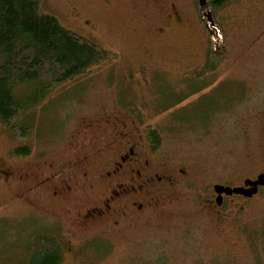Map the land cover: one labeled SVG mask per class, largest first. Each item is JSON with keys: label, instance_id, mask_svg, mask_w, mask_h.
Segmentation results:
<instances>
[{"label": "rangeland", "instance_id": "1", "mask_svg": "<svg viewBox=\"0 0 264 264\" xmlns=\"http://www.w3.org/2000/svg\"><path fill=\"white\" fill-rule=\"evenodd\" d=\"M171 2L180 23L159 35L164 6L149 0H39V14L55 17L109 59L55 87L16 120L14 130L0 123V164L14 176L0 178V223L21 231L13 239L32 243L35 236L26 229L36 226V234L59 241L61 264H264V188L250 200L233 197L220 209L192 190L156 194L155 203L165 204L154 218L122 223L108 242H84L96 231L79 215L106 186L93 176L88 182L82 168L69 164L86 143L96 144L95 138L104 140L117 128L81 133L84 123L110 120L141 136L156 131L162 158L199 184L235 187L264 172L258 121L264 110V0H228L218 9L211 0L202 8L198 0ZM210 50L214 70L204 64ZM26 117L35 119L34 126L21 136ZM21 146L30 147L28 156L13 153ZM51 173L72 182L71 192L51 197L60 177L30 190ZM0 240L1 250L18 246L2 229ZM16 249L6 260L0 250V264H24Z\"/></svg>", "mask_w": 264, "mask_h": 264}, {"label": "trees", "instance_id": "2", "mask_svg": "<svg viewBox=\"0 0 264 264\" xmlns=\"http://www.w3.org/2000/svg\"><path fill=\"white\" fill-rule=\"evenodd\" d=\"M227 1L211 0L210 7L221 8ZM212 55L214 51L210 50L204 63L207 70H214L215 64L208 63ZM108 59V52L66 30L55 17L39 14V0H0V123L14 130L16 120L43 103L55 87L74 80ZM178 114L184 118L189 116L187 112ZM34 122L35 119L26 117L19 127L21 136L32 123L34 126ZM59 130L60 127L57 132ZM147 136L157 148L159 134L152 130ZM30 151V147L21 146L13 153L28 156ZM7 223L10 222L0 223V229L10 240L17 241L19 247L13 245L1 250L0 242L5 260V255L18 247L16 251L22 252L24 264H61L63 250L56 238L36 234L37 227L34 226L26 229L32 230L35 236L28 244V240L13 239L19 238L21 231L4 225Z\"/></svg>", "mask_w": 264, "mask_h": 264}, {"label": "flooded vegetation", "instance_id": "3", "mask_svg": "<svg viewBox=\"0 0 264 264\" xmlns=\"http://www.w3.org/2000/svg\"><path fill=\"white\" fill-rule=\"evenodd\" d=\"M155 8L163 7V16L160 25L156 28L157 34H162L169 25L180 23V15L176 12L171 0H149ZM88 23H84L87 25ZM258 121L264 128V110L258 115ZM99 123V124H95ZM103 122V123H102ZM91 121L83 124V132H93L100 130L102 126L112 125L117 127L115 131L107 133L104 140L96 139V144L86 143L83 155L71 162L69 167L82 168L83 179L90 182L89 177H94V182L105 185L106 192L96 203L87 206L79 220L84 223L94 225L91 231H96L95 236L86 241L95 239L110 241V232L116 231L122 223L148 222L156 216L158 206L165 203H155V195H172L177 191L199 193L198 196L210 203L215 209H220L222 205H231L230 199L233 197L250 200L254 198L261 189L258 187L257 193L251 197L243 195L218 196L214 191L216 183L199 184L190 179L186 169H172L169 162L162 158L158 148L152 146L148 140L147 132L141 136L134 131L125 129L122 125L118 127L110 120ZM117 122V120H116ZM264 141V137L262 139ZM102 161L96 166L91 165L94 160ZM62 171V170H59ZM63 172V171H62ZM90 174V175H89ZM259 175L244 177L239 185L230 188H244L247 180L255 181ZM12 172L0 164V178L4 181L11 180ZM60 181L57 186L52 187L51 197L68 194L71 192L72 182L61 177L60 174L51 173L49 176L35 182L30 190L45 185L47 182H55V178ZM210 187V194H202ZM187 190V191H185ZM201 192V194H200ZM170 200V199H169ZM168 200V201H169ZM227 201L229 204H227ZM167 203V202H166Z\"/></svg>", "mask_w": 264, "mask_h": 264}, {"label": "water", "instance_id": "4", "mask_svg": "<svg viewBox=\"0 0 264 264\" xmlns=\"http://www.w3.org/2000/svg\"><path fill=\"white\" fill-rule=\"evenodd\" d=\"M204 3H205V0H199L200 7H203ZM206 18H207V22H208L209 26L212 27L213 22H212V19H211L209 13L207 14ZM244 185L249 186L250 188L249 189L230 188V187H223L220 185H216V186H214L213 189L218 196H220L221 194H225L228 196L232 195V194H235V195L240 194V195H243L244 197L249 198V197H251L257 193L258 187H264V175H259L255 181L247 180L244 182Z\"/></svg>", "mask_w": 264, "mask_h": 264}]
</instances>
